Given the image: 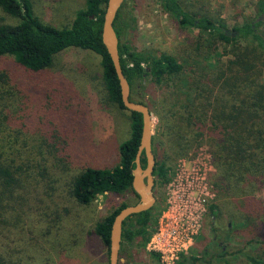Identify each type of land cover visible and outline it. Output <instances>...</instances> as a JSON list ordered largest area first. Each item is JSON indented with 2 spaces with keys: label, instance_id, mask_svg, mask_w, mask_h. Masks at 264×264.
Instances as JSON below:
<instances>
[{
  "label": "trees",
  "instance_id": "trees-1",
  "mask_svg": "<svg viewBox=\"0 0 264 264\" xmlns=\"http://www.w3.org/2000/svg\"><path fill=\"white\" fill-rule=\"evenodd\" d=\"M107 2L85 0L84 8L76 12L70 25L55 28L40 21L30 0H0V10L18 20L14 25L0 24V58L12 56L30 75H40L51 68L54 57L65 50L92 52L100 57L108 101L127 111L121 101L112 62L101 41ZM159 2L163 11L181 25L198 29L202 34L212 33L214 43L229 47L226 53L231 56L223 65L218 62L211 77L201 75L197 81L188 77L187 81L191 83L187 82L188 91L183 92L187 102L184 107L187 113L184 120L189 125L187 137L193 141L200 137L208 139L216 169L212 182L220 202L212 203L208 208L212 217L210 243L215 247L209 244L197 256L183 255L177 264H264V83L261 80L264 5L258 9L257 18L228 31L220 19L189 11L180 0ZM122 8L113 27L118 39L121 69L133 100L131 92L144 77L161 84L181 75L184 67L166 54L158 57L127 54L122 38L128 24L122 19ZM204 47L198 39L194 51L202 54ZM203 78L206 82L211 80V85H204ZM7 82L8 76L0 73V210L7 209L6 203L1 204L3 195L11 196L2 197L10 200L8 206L11 208L15 201L27 203L24 206L33 203L41 186H31V182L40 177L31 167L36 161L59 160L73 153L75 125L78 124L69 122L71 108L65 106L62 99L51 97L49 101L45 100L43 118L30 121L29 130L35 133L12 126L4 106L7 104L5 96L9 94L4 90ZM128 113L130 135L119 147V164L112 169L86 167L72 180L71 196L78 204L88 206L105 194L122 198L131 195L138 199L132 189V170L140 143L142 117L138 113ZM141 165L145 168L144 157ZM169 172L165 163L156 164L153 176H159L165 182ZM129 205L122 202L94 227V234L103 242L108 255L113 219ZM223 206L228 209L222 212ZM153 208L124 221L120 254L124 246L131 251L138 243L144 247L149 241L150 231L156 225ZM221 219L225 220L223 224H220ZM1 243L2 248L5 244L4 247L10 249L8 242L1 240ZM2 253L0 250V264H8ZM151 255L157 258L155 254Z\"/></svg>",
  "mask_w": 264,
  "mask_h": 264
},
{
  "label": "rangeland",
  "instance_id": "rangeland-1",
  "mask_svg": "<svg viewBox=\"0 0 264 264\" xmlns=\"http://www.w3.org/2000/svg\"><path fill=\"white\" fill-rule=\"evenodd\" d=\"M30 1L40 21L55 28L70 25L76 12L85 6V0ZM180 1L189 11L220 19L228 31L257 18L258 9L264 5V0ZM122 6V19L128 24L122 38L127 54L146 57L166 54L184 67L181 75L161 84L144 77L131 96L134 101L145 103L151 112L156 164L165 163L170 168L165 182L159 176L154 178L156 202L152 215L156 225L150 231V238L163 213L187 200L195 209L198 231L185 255L197 256L205 246L215 247L210 243L212 217L208 208L220 201L212 182L216 169L208 139L200 137L193 141L187 137L189 125L184 120L187 102L183 92L188 91L191 83L188 77L194 81L201 75L211 77L219 63L223 65L229 60L231 56L226 53L229 47L215 44L212 33L202 34L198 29L181 25L163 11L159 0H126ZM17 22L0 10V24ZM198 39L205 46L202 54L194 51ZM0 73L9 78L4 84V90L9 92L4 106L12 126L35 133L29 130L30 121L43 118L45 100L51 97L62 99L71 108L69 122L78 123L73 153L59 160L36 161L31 167L40 176L31 186H41L33 203L24 206L27 203L15 201L11 208L10 200L2 198L11 196H1V204L6 203L7 209L0 210V219L3 218L0 224H6L0 225V243L4 240L10 248H5V244L2 248L0 244L4 258L8 264H109L107 248L94 234V227L122 202L133 205L138 199L131 195L122 198L105 194L84 206L71 196L72 180L86 167L112 169L119 164V147L130 135L129 113L107 99L100 57L92 52L68 49L54 57L51 68L40 75H30L14 57L6 56L0 58ZM261 80L264 83V71ZM201 81L207 86L211 80ZM9 209L12 211L6 212ZM227 209L223 206L222 212ZM223 219L220 224L225 222ZM147 243L144 247L138 243L131 251L124 246L119 263L161 264L158 257H151Z\"/></svg>",
  "mask_w": 264,
  "mask_h": 264
},
{
  "label": "water",
  "instance_id": "water-1",
  "mask_svg": "<svg viewBox=\"0 0 264 264\" xmlns=\"http://www.w3.org/2000/svg\"><path fill=\"white\" fill-rule=\"evenodd\" d=\"M125 1L108 0L103 16L101 41L117 76L121 101L124 108L128 112L138 113L142 117L140 143L134 160L135 168L132 170V189L138 196V201L122 209L113 219L108 248L109 264H120L121 235L124 221L137 214L151 210L156 202L153 194L155 184L153 172L156 160L152 147V115L145 104L130 99V87L121 69L118 39L113 27L117 13ZM142 157L145 158V168L141 165Z\"/></svg>",
  "mask_w": 264,
  "mask_h": 264
},
{
  "label": "built area",
  "instance_id": "built-area-1",
  "mask_svg": "<svg viewBox=\"0 0 264 264\" xmlns=\"http://www.w3.org/2000/svg\"><path fill=\"white\" fill-rule=\"evenodd\" d=\"M194 213L193 205L184 199L163 213L147 243L148 252L155 254L161 264H177L191 249L198 231Z\"/></svg>",
  "mask_w": 264,
  "mask_h": 264
}]
</instances>
